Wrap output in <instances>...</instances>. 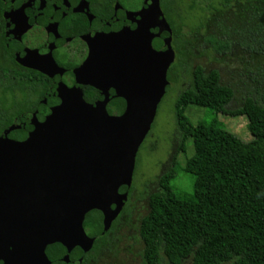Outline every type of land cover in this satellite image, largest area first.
Instances as JSON below:
<instances>
[{
  "label": "rangeland",
  "instance_id": "1",
  "mask_svg": "<svg viewBox=\"0 0 264 264\" xmlns=\"http://www.w3.org/2000/svg\"><path fill=\"white\" fill-rule=\"evenodd\" d=\"M224 1L183 0L179 5L183 34L191 38L193 46L188 48L189 54H185L182 42L178 40L174 50V37L167 39L163 60L164 87L161 82L159 84V92L164 90V94L151 113L150 104L154 102H145L140 92L134 94L130 77L124 74V78H115L112 88L126 98L129 108L135 104V98L142 101L138 107L140 113H129L125 119L130 128L116 131L109 124L96 131L88 124L80 129L73 125V114L70 113L69 121L65 122L61 117L63 113H58L59 117L51 122L47 119L39 121L38 138L41 146L51 147L58 142L62 154L51 157L35 151L33 143L22 145L21 141L27 136L21 135L17 143L14 139L5 141L10 146L14 143L15 149L9 150L0 175V256L3 247L13 246L15 257L10 264H50L45 259L48 244L60 243L69 249L80 246L91 250L92 241L82 225L84 215L98 209L113 218L120 213L123 204L130 201L134 210L129 227L123 229L115 244L92 264H143L144 246L139 236V224L149 211L148 197L156 190L158 177L171 169V156L176 160L177 176L172 187L181 198L193 195V178L185 169L194 155V145L190 138L185 142L186 151L180 152L175 105L179 95L191 86L194 68L201 66L206 71L221 73L223 82L235 91L236 99L228 107L230 110L239 108L241 99L256 88L247 76L250 71L254 76L255 69L244 66L256 63L257 56L253 51L258 50L259 45L254 43L250 26L232 27L240 16L237 14L238 0H230L223 9ZM216 9L224 10V16L217 19V23L224 25V40L232 44L231 50L222 55L202 41V36L218 38L220 35L215 24L207 28ZM162 22L164 29L167 28L165 21ZM202 24L205 28L200 29ZM195 30H200L197 36L193 35ZM196 38L200 39L199 44ZM144 54L145 64L154 66L153 54ZM64 107L70 109L68 104ZM185 115L194 125L210 123L216 118L209 109L191 105L185 109ZM218 119L226 130L243 142L253 139L244 116L218 115ZM140 120L141 131L146 130L142 139L137 131ZM35 129L38 130L36 124L31 132ZM181 168L184 172L179 171ZM123 185L131 188L129 196L120 192ZM16 221L23 224L17 230ZM8 223L15 225L10 228ZM164 264H168L166 259Z\"/></svg>",
  "mask_w": 264,
  "mask_h": 264
},
{
  "label": "trees",
  "instance_id": "2",
  "mask_svg": "<svg viewBox=\"0 0 264 264\" xmlns=\"http://www.w3.org/2000/svg\"><path fill=\"white\" fill-rule=\"evenodd\" d=\"M182 1L159 0V3L170 29L164 30V39L174 37L172 49L176 50L179 40L185 54H189L188 48L193 45L191 38L183 34L179 10ZM229 2L224 1L223 9ZM237 8L240 16L237 15L232 27L250 26L254 43L259 45V49L253 51L257 56L256 63L244 66L255 69L254 76L251 71L247 76L256 88L241 99L239 108L230 110L228 107L236 99L235 91L223 82L221 73L206 71L201 66L194 68L191 86L179 95L175 105L180 152L186 151V140H193L194 155L185 169L193 178V195L181 198L172 187L177 178L174 157L171 169L158 177L157 188L148 197L149 211L139 224V236L144 246L143 264H164L165 259L168 264L186 261L192 264H264V0H238ZM223 9H216L207 24V28L215 24L219 37L202 36V41L221 55L232 48V44L224 40V25L217 23V19L224 16ZM203 28L205 25L202 24L200 29ZM199 32L195 30L193 35L197 36ZM196 41L199 44L200 39L196 38ZM4 47L8 50L0 43V139L18 117L35 111L52 84L47 74L25 68L19 59L20 65L6 57ZM91 91L86 88V98ZM115 104H121L119 113L108 114L122 116L125 102L120 100ZM190 105L209 109L216 118L210 123L194 125L185 115V109ZM218 115L244 116L253 139L250 142L240 140L226 130ZM6 152L7 146L0 143V157ZM179 171L184 172L183 168ZM120 192L129 196L132 191L123 186ZM130 203L123 204L109 229H106L103 211H89L84 216L83 228L93 241L91 250L85 251L79 246L69 249L60 243L48 244L45 248L48 262H96L115 244L117 235L129 227L134 210ZM13 255V247H3L0 264H9Z\"/></svg>",
  "mask_w": 264,
  "mask_h": 264
},
{
  "label": "flooded vegetation",
  "instance_id": "3",
  "mask_svg": "<svg viewBox=\"0 0 264 264\" xmlns=\"http://www.w3.org/2000/svg\"><path fill=\"white\" fill-rule=\"evenodd\" d=\"M0 2H2L0 43L6 45L8 49L4 47L3 50L6 57L16 62L19 59L25 68L34 67L41 72L42 69H50L54 72H43L47 74L52 84L45 98L35 107V111L22 114L14 121L13 127L8 128L2 135L0 143L7 146V152L4 157H0V175L3 173V161L9 150L15 149L14 143L10 146L6 140L14 139L17 143L21 135L23 138L27 136L26 140L21 141L22 145L33 143L35 151L51 156L52 148L40 145L39 130L31 132L35 124L38 129L40 116L49 121L50 113H72L75 117L72 120L82 122L84 126L91 124L94 127L95 124L102 125L108 113H119L121 104L117 106L115 103L120 100L125 102L126 109L123 113H140L138 107L142 101L138 103L139 106L135 102L133 107L129 108L128 101L117 94L112 88V83L115 78L120 77L119 75L122 78L124 74L127 77L131 74L136 76L129 65L133 64L132 57L144 59V53L148 51L145 44L148 43L150 35L154 37L150 48L159 54V56L155 54V61L163 62L166 39L164 31L161 32L164 30L162 22L164 14L159 0H0ZM154 8L160 15L157 18L151 14ZM98 48L104 49L102 51L105 55V64L99 73V81L91 77L87 83L68 84L61 78V74L92 59ZM139 73L140 71H137V74ZM76 76L81 74L74 72L72 78L76 79ZM138 82L145 85L141 80ZM86 88L92 90L89 98L85 96ZM67 104L70 109L64 107ZM152 110L153 108L150 109V113ZM58 149V154H62L60 147ZM173 160L174 156H171L170 161ZM15 224L17 230L21 223L16 221ZM15 224L12 223L13 226Z\"/></svg>",
  "mask_w": 264,
  "mask_h": 264
},
{
  "label": "water",
  "instance_id": "4",
  "mask_svg": "<svg viewBox=\"0 0 264 264\" xmlns=\"http://www.w3.org/2000/svg\"><path fill=\"white\" fill-rule=\"evenodd\" d=\"M164 21L167 24V22H166L165 19H164ZM164 30H167V31L170 30L168 24H167V28H165ZM102 50H104V49L98 48L97 51L94 54V57L92 59H90L88 62L83 63L80 66H76V67L73 68V70H68L64 74H61L60 73L61 76H62L61 78L64 79V81L66 83H68V84H73V82H77V83H80V84L87 83L88 82V79H90L91 77L92 78H95L97 81H99V78H98L100 76L99 73H100V71L103 70V65L105 64L104 63V57H105V55L103 54V51ZM164 52H166V50ZM31 68L38 70V68H34V67H31ZM42 71L43 72H46V73H49V71H52L53 72V70H50V69H48V70L47 69H42ZM74 72H75V74H81V76H76V79H73L72 78V75L74 74ZM110 72H112V71H110ZM163 94H164V90L162 91L161 94L158 95V97L155 98L154 107H155L156 103L160 100V98H161V96ZM128 115H129V113H124L122 116H118V117H114V116L107 115V117L105 118V122L102 125L95 124L94 129L96 131H98V130H100V128H103L104 126L109 125V124H111L112 126H114L116 131H118V130H125L126 128H130L129 124L125 122V119H127V116ZM141 128H143V126H142V123H141V120H140L139 125L137 127L138 133H141V135H140L141 138L140 139H142L143 136L146 133V130H144L145 128L143 129V131H141ZM58 147H59V143L58 142H56L54 145H51V148L52 149H51L50 153H51V156L52 157H55L58 154V152H59ZM113 148H116V146L114 145ZM123 186L129 187L128 185H123ZM121 209H122V207L120 208V211H121ZM103 213L105 215V226H106V229H109V227L111 226V223L119 215V213L117 215H115V217H113V218H109V216L107 215V213L105 211ZM83 220H84V217H83ZM82 225H83V222H82ZM21 226H23V224H20L19 228ZM13 232H14V229H13ZM4 238H6V237H4ZM92 243H93V241H92ZM84 250L85 251H89V249H84ZM14 257L12 258V260L14 259ZM45 259H46V256H45Z\"/></svg>",
  "mask_w": 264,
  "mask_h": 264
},
{
  "label": "crops",
  "instance_id": "5",
  "mask_svg": "<svg viewBox=\"0 0 264 264\" xmlns=\"http://www.w3.org/2000/svg\"><path fill=\"white\" fill-rule=\"evenodd\" d=\"M151 14L154 15L155 18L160 16L158 14V11L155 8L152 10ZM163 31L164 30H162L161 32H163ZM157 37H158V35H157ZM153 38L154 37H152V35H150L148 43L145 44V49L148 50L147 52L153 54V57L155 60V54L158 56H159V54H157L155 50L152 51L150 48L151 40H153ZM166 41L164 43V51L166 50V47H167ZM134 45H135V43H133L132 48H134ZM132 58H133V64L129 65V66L130 67L132 66V71L134 70V72L136 73V76L135 75L133 76L132 74L130 75L132 86L134 89V94H137L140 92L143 95V99L145 102H154L155 98L158 97V95L160 94V92H159L160 82L164 87V61L163 62L158 61V62H155L154 66H149V65L145 64L144 59H139L136 57H132ZM137 71H140V73L137 74ZM119 76L121 77V75H119ZM139 80L143 81L145 83V85L142 83L140 84L138 82ZM165 82H167L166 75H165ZM135 102L139 106L138 103H140L141 101L138 100L137 98H135ZM153 107H154V103H151L150 109H152ZM69 115H70V113H63L61 117L64 118L65 122H68L69 121ZM49 116H47V117H49V122H51L52 120L59 117V114L58 113H50ZM42 118L43 117L40 116V121ZM74 118L75 117L73 116L72 119H74ZM43 120H44V118H43ZM72 121H73L74 127H78L80 129H84L86 127V125L84 126L81 124L82 122L77 123L76 120H72ZM14 256H15V250H14Z\"/></svg>",
  "mask_w": 264,
  "mask_h": 264
}]
</instances>
